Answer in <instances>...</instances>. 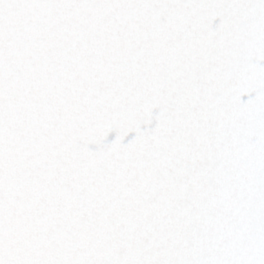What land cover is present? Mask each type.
<instances>
[{
    "label": "snow or ice",
    "instance_id": "snow-or-ice-1",
    "mask_svg": "<svg viewBox=\"0 0 264 264\" xmlns=\"http://www.w3.org/2000/svg\"><path fill=\"white\" fill-rule=\"evenodd\" d=\"M0 264H264V0H0Z\"/></svg>",
    "mask_w": 264,
    "mask_h": 264
}]
</instances>
